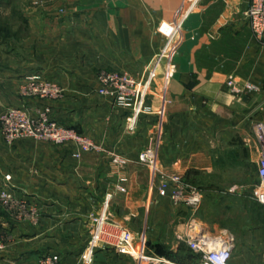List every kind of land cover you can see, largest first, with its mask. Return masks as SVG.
Masks as SVG:
<instances>
[{
  "label": "crops",
  "instance_id": "obj_1",
  "mask_svg": "<svg viewBox=\"0 0 264 264\" xmlns=\"http://www.w3.org/2000/svg\"><path fill=\"white\" fill-rule=\"evenodd\" d=\"M67 1L66 16L51 11L39 20L29 18L30 29L39 33L34 40L40 52H26L0 70V105L24 106L32 116L49 107L51 117L105 151L76 156L72 142L23 137L7 144L0 134V186L7 185L38 215L36 221L6 215L0 262L39 264L41 255L54 252L62 264H158L155 257L191 264L199 253L190 239L226 233L212 214L224 197L217 190H228V197L236 190L205 180L230 156L237 162L245 153L255 162L259 158L254 125L264 122V43L244 15L249 0L201 2L179 36L174 74L167 75L165 64L159 68L136 118L133 104L102 91L98 73L146 77L164 42L160 24L173 20L184 0ZM32 73L58 83L63 95L54 100L22 95L20 87ZM230 76L238 89L228 83ZM150 145L157 148L160 171L179 174L204 191L198 209L175 202L170 190L160 193V173L139 161ZM114 155L125 161L114 162ZM108 193V219L130 229L136 251L151 258L107 246L86 260L92 215L104 210ZM253 258L243 248L233 251L231 264H253Z\"/></svg>",
  "mask_w": 264,
  "mask_h": 264
},
{
  "label": "built area",
  "instance_id": "obj_2",
  "mask_svg": "<svg viewBox=\"0 0 264 264\" xmlns=\"http://www.w3.org/2000/svg\"><path fill=\"white\" fill-rule=\"evenodd\" d=\"M203 0H184L178 15L171 21L162 22L160 31L164 36L161 48L153 55L147 65V75L137 78L128 72L100 69L98 80L102 84V91L116 96L120 102L131 103L134 107V118L145 109V102L152 81L157 77L159 68L165 64L168 76H172L176 69L174 54L178 47V39L188 16L196 11ZM250 28L257 40L264 43V0H249L244 11ZM228 83L238 89L236 80L230 76ZM255 88L253 84H247ZM20 93L25 96H39L46 99H58L63 95V88L56 82L42 79L39 74H28L26 82L20 88ZM49 107L40 110L37 116L29 114L24 106H9L0 116V132L7 144H13L23 137H32L48 140L55 144L72 142L77 145L76 156L84 151L103 152L105 147L93 140L90 136L79 132L49 114ZM255 136L259 147L257 161L258 182L254 193L258 201L264 204V122L258 121L254 125ZM114 162L122 163L124 158L114 155ZM139 161L156 172L160 173L159 190L170 196L175 202L184 203L194 210L198 209L203 201L204 191L198 186L185 182L179 174H168L160 171L158 166V151L155 145L145 147L139 153ZM120 190L124 186L118 184ZM111 193L106 194L105 208L96 215H92L90 238L85 250V258L91 261L98 249L110 246L121 253H129L141 259L151 258L144 253H138L133 243V234L130 229L112 222L107 217V207ZM0 202L12 215L21 218L37 219V210L16 196L7 186H0ZM190 246L199 253L198 259L191 264H231L235 248L232 236H218L214 239H190ZM3 245H0V248ZM158 264H182L166 257L153 258ZM0 264H2L0 262ZM39 264H62L58 253L48 252L41 255Z\"/></svg>",
  "mask_w": 264,
  "mask_h": 264
},
{
  "label": "rangeland",
  "instance_id": "obj_3",
  "mask_svg": "<svg viewBox=\"0 0 264 264\" xmlns=\"http://www.w3.org/2000/svg\"><path fill=\"white\" fill-rule=\"evenodd\" d=\"M70 4L67 0H0V70L18 63L19 56L26 52H40L34 40L39 33L30 29L29 18L37 17L39 20V16L51 11L56 16H66ZM1 107L0 116L6 109ZM243 155L239 162L236 155L224 160V165H219L218 170L210 173L205 181L216 182L218 187L232 185L236 188L234 197H228L226 189L217 190L224 191V197L219 195L220 204L214 207L213 218H218L227 227L224 236L234 238L235 252L247 248L254 257L253 264H264V204L256 199L254 193L258 182L257 162L246 153ZM226 200L230 203L221 205ZM8 214L0 202V231L3 226H8ZM249 231L255 235L250 237Z\"/></svg>",
  "mask_w": 264,
  "mask_h": 264
},
{
  "label": "trees",
  "instance_id": "obj_4",
  "mask_svg": "<svg viewBox=\"0 0 264 264\" xmlns=\"http://www.w3.org/2000/svg\"><path fill=\"white\" fill-rule=\"evenodd\" d=\"M167 255H169V254H167ZM198 257H199V255L196 257V260L198 259Z\"/></svg>",
  "mask_w": 264,
  "mask_h": 264
}]
</instances>
